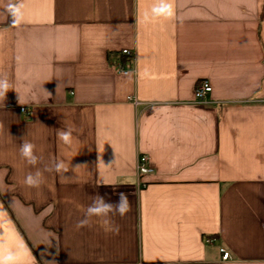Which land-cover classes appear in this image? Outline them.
Listing matches in <instances>:
<instances>
[{
  "label": "crops",
  "instance_id": "crops-1",
  "mask_svg": "<svg viewBox=\"0 0 264 264\" xmlns=\"http://www.w3.org/2000/svg\"><path fill=\"white\" fill-rule=\"evenodd\" d=\"M8 2L0 239L22 246L21 264H264V0H167L172 14L155 18L159 0H23L18 26ZM123 49L135 52L127 75L110 64ZM204 80L212 92L199 104ZM65 128L71 145L57 138ZM23 136L37 167L62 159L70 179L43 171L39 188L25 186L35 168ZM140 155L154 169L141 179ZM120 193L118 233L95 218L77 227L91 197Z\"/></svg>",
  "mask_w": 264,
  "mask_h": 264
},
{
  "label": "clouds",
  "instance_id": "clouds-1",
  "mask_svg": "<svg viewBox=\"0 0 264 264\" xmlns=\"http://www.w3.org/2000/svg\"><path fill=\"white\" fill-rule=\"evenodd\" d=\"M24 2L23 0H9L5 8V13L11 20L12 26L20 25L24 20ZM172 6L167 0H159L158 6L151 9V17L170 16ZM149 15L145 14V21H148ZM13 90L7 78L0 77V98L5 99L7 93ZM57 138L65 145H71L73 141V129L65 128L57 130ZM19 154L21 158L35 168L34 172H28L23 178V184L28 188H39L43 183V171H54L62 179H70L65 173L69 171V165L62 159H54L49 165H46L43 171L37 165L43 162V157L37 154L36 145L25 136L21 137ZM80 167L77 165L75 168ZM129 210V200L124 193L119 194L117 203H111L99 194L91 197V203L83 210V218L77 222L78 228L88 227L95 218L104 227L106 232L118 233L119 226L114 223L112 217L119 215L123 217ZM2 215V213H0ZM22 246L17 244L15 248L9 247L6 239H0V264H21Z\"/></svg>",
  "mask_w": 264,
  "mask_h": 264
},
{
  "label": "built area",
  "instance_id": "built-area-1",
  "mask_svg": "<svg viewBox=\"0 0 264 264\" xmlns=\"http://www.w3.org/2000/svg\"><path fill=\"white\" fill-rule=\"evenodd\" d=\"M120 54L126 58V62H121L118 60H111L110 64L111 66L119 73L122 75H127L135 69L133 68L132 63L135 59V52L130 49H123ZM212 92V86L209 83V81L204 80L201 83H199L195 89V102L199 104H207L208 103V97ZM130 100L138 105V101H136L134 98H130ZM21 111L24 114H29V109L28 108H22ZM154 172V169L150 166V159L147 155H140L137 160V174L139 178L141 179L142 177L149 175ZM140 185L145 187L146 184L140 181ZM215 242L214 239H207L206 244L208 245H213ZM220 253L222 255V260L223 261H231L233 258L231 254L226 251L223 248H220Z\"/></svg>",
  "mask_w": 264,
  "mask_h": 264
},
{
  "label": "trees",
  "instance_id": "trees-1",
  "mask_svg": "<svg viewBox=\"0 0 264 264\" xmlns=\"http://www.w3.org/2000/svg\"><path fill=\"white\" fill-rule=\"evenodd\" d=\"M123 57H124V56H123ZM121 58H122V56H121ZM122 60H123V62H126V58H123Z\"/></svg>",
  "mask_w": 264,
  "mask_h": 264
}]
</instances>
